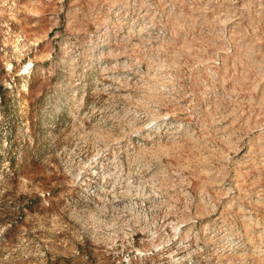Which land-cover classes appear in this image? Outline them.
Here are the masks:
<instances>
[{
    "label": "rangeland",
    "instance_id": "374dc122",
    "mask_svg": "<svg viewBox=\"0 0 264 264\" xmlns=\"http://www.w3.org/2000/svg\"><path fill=\"white\" fill-rule=\"evenodd\" d=\"M0 264H264V0H0Z\"/></svg>",
    "mask_w": 264,
    "mask_h": 264
}]
</instances>
